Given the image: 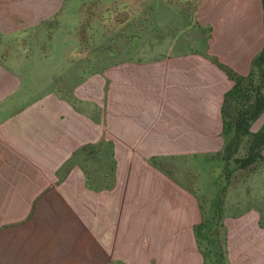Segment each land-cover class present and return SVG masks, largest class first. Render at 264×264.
<instances>
[{"label": "crops", "instance_id": "crops-1", "mask_svg": "<svg viewBox=\"0 0 264 264\" xmlns=\"http://www.w3.org/2000/svg\"><path fill=\"white\" fill-rule=\"evenodd\" d=\"M184 5L193 37L86 76L81 107L0 62V264H203L201 200L179 177L187 167L161 161L221 151L228 71L248 74L264 46L263 0ZM68 11L69 0H0V30ZM58 44L50 61L71 55V35Z\"/></svg>", "mask_w": 264, "mask_h": 264}, {"label": "rangeland", "instance_id": "rangeland-1", "mask_svg": "<svg viewBox=\"0 0 264 264\" xmlns=\"http://www.w3.org/2000/svg\"><path fill=\"white\" fill-rule=\"evenodd\" d=\"M69 1L72 12L53 14L31 28L0 30V62L24 73L30 86L46 87L77 107H81V100L73 89L86 76L93 83L99 69L120 58H129L127 55L132 53L161 52L168 35H195L187 25L192 13L184 11L185 0H173L182 6L181 13L168 12L163 0ZM70 35L71 55L66 61H50L53 49L65 47L56 45V40ZM36 52L47 59L33 60ZM252 68L254 84L263 83L262 70ZM262 118L254 119L252 131L257 130ZM247 142L244 136L234 156L245 153ZM104 149L107 153L108 148ZM97 159V155H91L93 165H97ZM161 163L187 167L179 177L201 200L202 220L196 227V240L203 264H264V161L236 168L229 160V179L225 178L221 152L170 158Z\"/></svg>", "mask_w": 264, "mask_h": 264}, {"label": "trees", "instance_id": "trees-1", "mask_svg": "<svg viewBox=\"0 0 264 264\" xmlns=\"http://www.w3.org/2000/svg\"><path fill=\"white\" fill-rule=\"evenodd\" d=\"M253 66H257L262 70L263 83L254 84ZM228 75L233 79V84L225 92L221 104V132L224 143L220 151L222 159L225 161L226 179H229L232 171L228 167L229 160H233L236 168H245L258 161H264L262 152L264 148V121L257 130H251L254 119L264 110V46L254 57L248 74L240 75L229 70ZM244 136L248 137L246 151L243 155L234 156Z\"/></svg>", "mask_w": 264, "mask_h": 264}]
</instances>
